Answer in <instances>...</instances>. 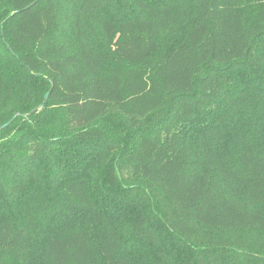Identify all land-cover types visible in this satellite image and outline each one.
<instances>
[{
  "label": "trees",
  "instance_id": "obj_1",
  "mask_svg": "<svg viewBox=\"0 0 264 264\" xmlns=\"http://www.w3.org/2000/svg\"><path fill=\"white\" fill-rule=\"evenodd\" d=\"M99 258L264 264V0H0V264Z\"/></svg>",
  "mask_w": 264,
  "mask_h": 264
},
{
  "label": "rangeland",
  "instance_id": "obj_2",
  "mask_svg": "<svg viewBox=\"0 0 264 264\" xmlns=\"http://www.w3.org/2000/svg\"><path fill=\"white\" fill-rule=\"evenodd\" d=\"M94 246H95V244H94ZM98 260H99L100 264H102L101 261H100V258Z\"/></svg>",
  "mask_w": 264,
  "mask_h": 264
},
{
  "label": "water",
  "instance_id": "obj_3",
  "mask_svg": "<svg viewBox=\"0 0 264 264\" xmlns=\"http://www.w3.org/2000/svg\"><path fill=\"white\" fill-rule=\"evenodd\" d=\"M4 125H6V124H4ZM4 125H3V126H4Z\"/></svg>",
  "mask_w": 264,
  "mask_h": 264
}]
</instances>
